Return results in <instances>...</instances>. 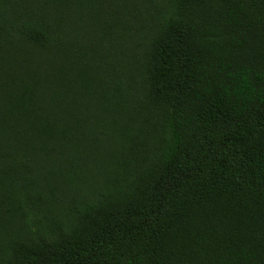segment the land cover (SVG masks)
<instances>
[{"label":"trees","instance_id":"1","mask_svg":"<svg viewBox=\"0 0 264 264\" xmlns=\"http://www.w3.org/2000/svg\"><path fill=\"white\" fill-rule=\"evenodd\" d=\"M133 2L0 0V264H264V0Z\"/></svg>","mask_w":264,"mask_h":264},{"label":"rangeland","instance_id":"2","mask_svg":"<svg viewBox=\"0 0 264 264\" xmlns=\"http://www.w3.org/2000/svg\"><path fill=\"white\" fill-rule=\"evenodd\" d=\"M131 1H134L133 3H136V2H139V3H142L144 2L145 0H131ZM4 224L7 226V228H9V231L14 229V222L13 221H6L4 220Z\"/></svg>","mask_w":264,"mask_h":264}]
</instances>
